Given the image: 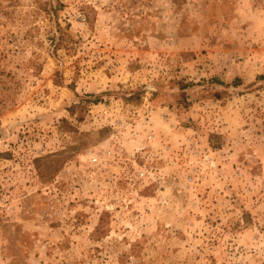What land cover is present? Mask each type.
Here are the masks:
<instances>
[{
  "label": "rangeland",
  "instance_id": "374dc122",
  "mask_svg": "<svg viewBox=\"0 0 264 264\" xmlns=\"http://www.w3.org/2000/svg\"><path fill=\"white\" fill-rule=\"evenodd\" d=\"M0 264H264V0H0Z\"/></svg>",
  "mask_w": 264,
  "mask_h": 264
},
{
  "label": "built area",
  "instance_id": "2783aa9c",
  "mask_svg": "<svg viewBox=\"0 0 264 264\" xmlns=\"http://www.w3.org/2000/svg\"><path fill=\"white\" fill-rule=\"evenodd\" d=\"M92 160L95 161L96 160L95 157Z\"/></svg>",
  "mask_w": 264,
  "mask_h": 264
}]
</instances>
